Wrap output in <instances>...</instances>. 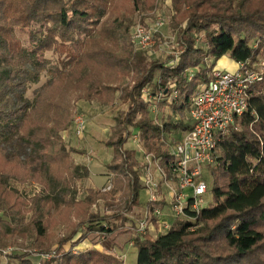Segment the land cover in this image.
<instances>
[{"label": "trees", "instance_id": "1", "mask_svg": "<svg viewBox=\"0 0 264 264\" xmlns=\"http://www.w3.org/2000/svg\"><path fill=\"white\" fill-rule=\"evenodd\" d=\"M114 1L118 0H0V158L11 170H20L17 175L4 173L0 179V194L14 198L10 207L0 199V237L33 232L37 240L43 239L49 211L61 206L69 209L68 215L60 216L54 225L74 226L55 250L44 246L38 250L39 255L56 257L36 262L31 255L11 258L17 264H124L104 246L96 248L97 243L85 251H79L78 245L86 235L106 237L129 225L135 264H264V78L251 86L246 111L235 118L214 152L213 165L206 168L212 179L208 206L198 214L174 219L168 230L156 236L136 233V223L145 212L148 222L159 229V213L167 204L163 199L140 204L142 163L136 150L126 148L136 130L142 151L159 159L169 175V149L178 141L176 135L191 129L185 120L191 98L197 86L210 78L216 62L225 56L237 64L264 57V0H173L169 28L181 53L165 59H150L148 51L136 50L129 37L134 13L150 10L155 0H119L128 7L119 8L117 15ZM27 28L24 46L15 31ZM199 36H203L201 45L196 43ZM50 51L65 57L50 66L45 58ZM94 65L107 75L100 76ZM43 73L48 74L47 81L29 99L27 92ZM63 77L74 91L84 88L83 97L100 106L119 99L127 107L114 118L111 137L103 144L112 149L106 166L112 188L89 190L81 202L84 206L101 199L113 214L92 213L76 226L72 222L82 205L67 198L72 180L88 177L89 170L76 167L68 179L51 171L61 159L64 145L59 133L67 128V121L47 117V124L26 126L41 93ZM144 89L158 112L168 109L174 115L160 123L152 119L141 99ZM158 93L164 96L159 102ZM25 178L36 180L47 195L33 197L30 203L16 196L7 181L24 183ZM28 213L33 219L25 221ZM81 225L86 226V235L76 237ZM67 244L77 253L66 250Z\"/></svg>", "mask_w": 264, "mask_h": 264}, {"label": "rangeland", "instance_id": "2", "mask_svg": "<svg viewBox=\"0 0 264 264\" xmlns=\"http://www.w3.org/2000/svg\"><path fill=\"white\" fill-rule=\"evenodd\" d=\"M128 7V4L124 1H114L112 2L113 14L117 15L119 12L124 11ZM121 8V11L119 10ZM172 8L173 0H155L154 6L148 11H137L134 13L132 18V24L129 30V37L132 38L134 28L138 25L145 28L153 27L159 20L164 21V25L159 29L158 33L153 35V43L146 50L147 55L150 59L161 58L165 59L169 56H176L181 51L176 50L175 38L172 31L169 28L172 17ZM28 28L21 31L16 30L15 35L21 41L24 46H27L28 43ZM197 45H201L203 36L196 38ZM159 43V45H158ZM251 45L256 48L254 42ZM137 50V49H136ZM65 57V53L61 56L53 53L52 51L45 53V58L50 61V66L57 65L60 62V59ZM210 63V61H207ZM206 62V63H207ZM207 63V64H208ZM219 63V64H218ZM223 63H228L233 65V62L225 56L223 59L216 62L214 69H218L223 66ZM86 67V64H84ZM218 67V68H217ZM249 68L260 70L264 72V57L262 55L257 56L253 62H251ZM95 71L99 72L100 76H106L107 73L104 72L102 67H96L94 65ZM191 73L195 72V69L190 70ZM231 72V71H230ZM234 72V71H233ZM48 79V74L43 73L40 78V82L37 85L30 87L26 96L29 99H33L35 94L34 91L43 85ZM128 80H123V85L127 83ZM121 85V86H123ZM73 85L69 83L68 78L63 77L59 78L56 81L55 85L44 90L40 95V102L38 107L30 115L26 126L28 129L36 127L40 123L43 125L48 121L53 120H65L67 121V128L59 133L61 141L64 145V149L59 153L58 157L61 159L57 164L51 166V171L54 176H60L63 179H68L71 173H75L74 169L76 167H87L89 170L88 177L82 179L72 180L71 194L68 200L73 199L74 203H79L86 201L88 191H98L106 192L104 190L109 182V175L106 170V166L112 159V149H108L103 146L104 142L110 139L111 129L114 125V118L120 113L126 110V105L121 103L119 99H115L111 105L100 106L96 100L93 98L88 99L83 97L86 95L85 89L81 88L80 90L74 91ZM119 93H116L118 97ZM77 97H80L77 99ZM82 114L86 120V126L84 132L81 136H76L73 127V119L76 115ZM167 115L173 116L168 109H162L157 112V114H151L152 119H155L160 123ZM187 119V114L185 120ZM48 123V122H47ZM46 123V124H47ZM132 135H137V131L134 130ZM138 140V139H137ZM126 148L136 150L138 152V159L141 161V153L139 149L141 148L139 140L137 143H134L132 139L126 144ZM56 150L53 151V154H56ZM13 167V166H12ZM14 168V167H13ZM15 169V168H14ZM17 175L20 173L19 169L11 170L10 166L5 165L4 161L0 158V179L2 174ZM202 178L205 181L208 187V193L204 196V207L208 206L211 201L210 189L212 188V179L208 173V169H203ZM24 183H18L16 180H8V188L14 191L13 193L24 200L26 203L36 196L42 194L43 186L36 182V180H31L25 178ZM157 182L158 178H157ZM1 183V181H0ZM112 188V187H111ZM159 194L163 197L164 191L162 187L159 188ZM14 195V197H15ZM47 192L45 191V194ZM116 198L119 194H116ZM139 202L141 205L148 203L150 196L148 192L143 188L139 191ZM0 199L7 202V207H10L14 201L12 197H3L0 194ZM110 202V200H108ZM111 203V202H110ZM167 204V202H166ZM85 206L87 208H85ZM47 206H45L46 208ZM107 206L104 201L98 199L96 202L91 204H84L79 209L77 218H74L73 224H80L84 219L90 214H99V215H111L113 212L106 210ZM11 211V210H10ZM69 209L64 206H61L57 210H50L47 216L49 219V227L47 233L43 239L37 240L34 233L26 232L23 235L15 234L13 232H8L0 237V264H17V260L11 258L14 255L17 256H26L31 255V258L36 262L42 257L45 259H51L56 257L54 253L39 255L38 250L41 246H44L46 249L55 250L59 239H62L64 235L70 233L74 226L67 229L63 224L54 225L58 219H63L68 215ZM1 216V214H0ZM33 215L31 213L25 214V221H29ZM5 219V218H4ZM160 220L162 222L168 221L170 224L174 221L172 211L169 206L165 205L160 211ZM138 222V221H137ZM26 223V222H25ZM167 223V222H166ZM137 225V223H136ZM10 227H13L10 224ZM78 234L86 235L85 230L86 226L81 225L78 227ZM264 231V226L261 227ZM161 230V231H160ZM151 233L153 236H156L159 233L165 232L164 228L159 227L156 229L154 226L149 225L146 233ZM87 236L84 238L78 245L79 251H85L92 249V246L100 249L103 246L114 256L121 257L124 264H135L136 259V249L132 247V238L134 237L133 231L130 229L129 225H126L123 229L117 230L116 233L110 236ZM76 239V238H75ZM88 248H84L87 247ZM130 246V247H129ZM65 249L77 253V250L73 249L70 244L65 246ZM124 255V256H123Z\"/></svg>", "mask_w": 264, "mask_h": 264}, {"label": "built area", "instance_id": "3", "mask_svg": "<svg viewBox=\"0 0 264 264\" xmlns=\"http://www.w3.org/2000/svg\"><path fill=\"white\" fill-rule=\"evenodd\" d=\"M163 25L164 21L159 20L150 28L136 26L132 34L135 48L147 50L153 43V35ZM250 64V61L239 63L234 72L214 69L210 78L197 86L187 111L191 129L181 133L178 141L169 149V175L160 166L159 159L139 149L142 163L140 184L150 196L148 202L155 203L163 199L174 219L184 218L188 213L198 214L204 207L208 187L202 178L203 169L213 165V155L219 142L229 133L235 118L246 111L251 86L264 78V72L249 68ZM192 77L190 75L189 79ZM163 97L162 93H158L156 101H161ZM141 99L149 106L152 114H157V107L147 89L143 90ZM85 126L84 116L76 115L73 119L75 135L81 136ZM131 139L137 143L139 137L133 135ZM111 187L110 178L104 190L108 191ZM161 187L163 197L159 194ZM146 216L144 212L142 219L137 222L136 233L145 234L149 225L154 226ZM158 225L166 231L171 224L159 220Z\"/></svg>", "mask_w": 264, "mask_h": 264}, {"label": "crops", "instance_id": "4", "mask_svg": "<svg viewBox=\"0 0 264 264\" xmlns=\"http://www.w3.org/2000/svg\"><path fill=\"white\" fill-rule=\"evenodd\" d=\"M224 58V57H223ZM223 58H221V59H223ZM229 58V57H228ZM220 59V60H221ZM230 59V58H229ZM231 60V59H230ZM232 62H233V65H229L228 66V63H223V66L222 67H217L218 68V70H222V71H231V72H233V71H236V69H237V63H235L233 60H231ZM219 64V63H218ZM177 136V138H179V135H176ZM165 222H167V223H169L168 221H165ZM93 247V246H92ZM130 247V246H129ZM84 248H88V246L87 247H84ZM124 256V255H123ZM121 258V257H120Z\"/></svg>", "mask_w": 264, "mask_h": 264}]
</instances>
